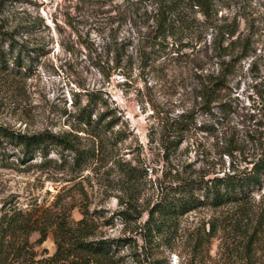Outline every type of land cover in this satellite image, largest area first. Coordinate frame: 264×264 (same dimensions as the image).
<instances>
[{
  "label": "rangeland",
  "instance_id": "rangeland-1",
  "mask_svg": "<svg viewBox=\"0 0 264 264\" xmlns=\"http://www.w3.org/2000/svg\"><path fill=\"white\" fill-rule=\"evenodd\" d=\"M159 1L0 0V50L11 43L22 62L10 60L0 72V125L28 135L70 133L81 156L75 165L76 154L50 148L46 164L39 152L21 163L20 148L0 139V216L56 200L57 212L70 208L74 220L86 213L90 239L114 242L111 260L88 264H264V236L251 261L242 245L264 188L247 205L200 208L168 232L142 238L149 210L170 187L222 176L231 166L251 168L264 140V0H212L204 11L188 0H161L178 12L169 44L211 41V30L197 32L203 12L209 22L235 24L250 44L210 104L187 73L185 49L169 53L170 45L154 72L139 68ZM90 94L101 98L92 119L106 114L105 123L114 120L110 131L73 118ZM42 249L54 253L52 234Z\"/></svg>",
  "mask_w": 264,
  "mask_h": 264
},
{
  "label": "trees",
  "instance_id": "trees-1",
  "mask_svg": "<svg viewBox=\"0 0 264 264\" xmlns=\"http://www.w3.org/2000/svg\"><path fill=\"white\" fill-rule=\"evenodd\" d=\"M212 0H188L191 8L204 11ZM177 10L170 2L159 1L148 31L142 36L139 68L150 73L154 72V63L161 57V52L168 50L181 54L186 61L187 73H191L198 82L199 98L205 104L214 102L219 93L224 90L227 77L235 70L236 64L245 59L250 52L248 40L237 33V26L232 23L217 25L206 20L197 28V32L205 35L211 30L213 39L209 42L192 40L185 44H169L167 35L171 34L176 20ZM179 23V22H178ZM141 40V39H139ZM201 42V43H200ZM20 53V52H19ZM168 53V54H169ZM166 54V55H168ZM174 58H170L172 61ZM13 65L22 64L19 55H13L10 43L8 50H0V72L8 71V61ZM121 58L116 59V66L121 65ZM206 67H208L206 71ZM215 67V68H214ZM87 105L79 110L73 118L78 125L103 131H110L114 120L105 123L106 114L92 119L96 102L99 98L95 94L89 95ZM184 115L181 114L179 118ZM184 129L177 128L180 132ZM0 139L13 143L22 152L21 163L34 160L35 152H39L46 164V154L50 148H60L74 153L73 163L78 165L81 156L72 143L70 133L55 134L44 130L28 135L15 132L0 125ZM78 154V155H77ZM50 162V161H49ZM264 188V140L260 143V156L251 164V168L238 170L231 166L227 173L209 179H188L181 181L169 192L164 193L149 210V216L142 227L144 241L160 236L172 229L178 218L194 210L211 207L219 208L232 205L234 208L247 205L250 197ZM56 203L47 208L38 204L19 208L0 216V264H88V259L111 260L114 256L113 241L91 240L90 227L87 225L86 213L79 220L72 218L70 208L57 212ZM125 213H120L124 215ZM246 218L249 217L244 212ZM255 224L247 228L243 247L247 261H251L252 251L264 236V193L256 204ZM253 221V222H254ZM252 222V224H253ZM37 233L35 242H30L32 234ZM52 234L55 251L49 254L46 249L36 250L43 245L48 235ZM118 240L115 243L124 242ZM203 242H197L195 248L202 249Z\"/></svg>",
  "mask_w": 264,
  "mask_h": 264
}]
</instances>
